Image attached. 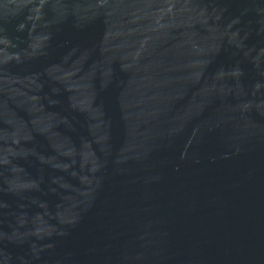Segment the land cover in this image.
I'll use <instances>...</instances> for the list:
<instances>
[{"label": "water", "instance_id": "95a60500", "mask_svg": "<svg viewBox=\"0 0 264 264\" xmlns=\"http://www.w3.org/2000/svg\"><path fill=\"white\" fill-rule=\"evenodd\" d=\"M0 264H264V0H0Z\"/></svg>", "mask_w": 264, "mask_h": 264}]
</instances>
